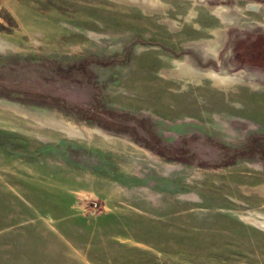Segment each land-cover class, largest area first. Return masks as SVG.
Wrapping results in <instances>:
<instances>
[{
	"label": "rangeland",
	"instance_id": "1",
	"mask_svg": "<svg viewBox=\"0 0 264 264\" xmlns=\"http://www.w3.org/2000/svg\"><path fill=\"white\" fill-rule=\"evenodd\" d=\"M158 1L0 0V264H264V0Z\"/></svg>",
	"mask_w": 264,
	"mask_h": 264
},
{
	"label": "bare ground",
	"instance_id": "2",
	"mask_svg": "<svg viewBox=\"0 0 264 264\" xmlns=\"http://www.w3.org/2000/svg\"><path fill=\"white\" fill-rule=\"evenodd\" d=\"M132 1L137 2V3L147 4V5L151 6L152 8H156V9H158L160 7V2L158 0H132ZM254 8H256V6H250L249 5V7H248V9H252V10ZM220 10H218V11H220ZM168 72H172L174 74H177L180 78L184 77L186 79H189L190 81H193V79H195L197 77V75L202 74V73L196 71L188 60L181 62L180 65L176 69L171 68L170 70H168ZM212 79L215 81V84L218 86V88L225 89V91H226V89H229V87H232V85H234L236 83L233 80L218 79V78H215L214 76H212Z\"/></svg>",
	"mask_w": 264,
	"mask_h": 264
},
{
	"label": "flooded vegetation",
	"instance_id": "3",
	"mask_svg": "<svg viewBox=\"0 0 264 264\" xmlns=\"http://www.w3.org/2000/svg\"><path fill=\"white\" fill-rule=\"evenodd\" d=\"M244 53L241 54L243 56V59H244V62L242 64H249L250 66H253L255 68H260V69H264V54H262L263 52H255L254 51V48L250 47L249 48L247 47V50H244L243 51ZM260 53V54H259ZM263 56H262V55ZM239 57H241L240 54H238ZM243 61V60H242ZM192 65V64H191ZM193 66V65H192ZM195 70H198L199 72H202L200 71L198 68L194 67ZM209 74H211L212 76H214L215 78H219V79H226V80H233L235 82H238L240 81L241 79H244L243 78V72H240V73H230L228 71H216V70H212ZM251 81H252V86L257 88L259 87V83L253 79V76L251 78Z\"/></svg>",
	"mask_w": 264,
	"mask_h": 264
},
{
	"label": "crops",
	"instance_id": "4",
	"mask_svg": "<svg viewBox=\"0 0 264 264\" xmlns=\"http://www.w3.org/2000/svg\"><path fill=\"white\" fill-rule=\"evenodd\" d=\"M195 69V68H194Z\"/></svg>",
	"mask_w": 264,
	"mask_h": 264
}]
</instances>
